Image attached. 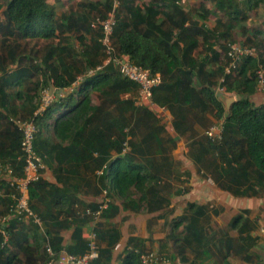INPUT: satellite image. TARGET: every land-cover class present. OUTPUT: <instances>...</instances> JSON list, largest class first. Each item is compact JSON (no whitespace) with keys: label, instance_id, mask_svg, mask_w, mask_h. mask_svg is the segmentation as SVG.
I'll return each instance as SVG.
<instances>
[{"label":"trees","instance_id":"trees-1","mask_svg":"<svg viewBox=\"0 0 264 264\" xmlns=\"http://www.w3.org/2000/svg\"><path fill=\"white\" fill-rule=\"evenodd\" d=\"M120 1L114 33L116 49L136 65L161 74L163 83L154 90V101L174 115L176 133L184 134L196 111L210 113L224 123L220 142H212L204 135L192 142L191 158L204 176L236 197H253L257 190L264 191V106L257 107L250 100L258 89L257 71L264 68V47L257 58H244L234 75L226 73L229 63L225 61L215 71L206 72L205 64L198 65L192 58L198 47L194 36L203 30L207 39L211 38L207 34L214 36L215 31L205 26L197 28L181 7V0H157V6L165 9L162 13L169 23L164 30L155 24L161 11L155 10L154 4L145 6L143 11L132 0ZM212 1L217 11L230 16V22L246 17L239 16L241 10L231 0ZM115 4L116 0H88L80 7L98 14L95 19H105ZM245 6L250 7V0ZM203 11L205 15L201 17L209 19L211 12ZM68 22L58 21L50 0H0V190L12 192L4 179L8 170L17 177L24 173L25 161L20 158L23 135L15 119L18 112L12 105L21 96L13 94L12 89L23 82L31 85L26 95L30 108L25 119L37 125V153L57 180L51 184L42 178L29 189L31 208L41 217L43 229L34 223L12 219L13 199L0 198V220L9 219L2 225L9 235L8 243L5 244L0 233V264H48L50 256L45 245L52 248L57 259L62 251L84 256L89 250L84 229L95 220L93 214L103 203L107 207L100 219L108 222L122 210L139 213L144 206L149 213H156L170 205V194L165 193L168 190L165 176L172 169L168 144L175 145L177 140L166 135V127L154 113L136 105L138 85L123 77L114 66L109 65L94 76L88 75L105 59L102 33L93 29L92 23L81 25L72 18ZM70 32L78 33L82 43L86 35H91L90 45L84 44L79 49L75 43H69L64 34ZM231 37L232 34L227 37L228 41ZM55 38L62 40L57 46L48 45L43 57L40 51L29 54L21 43ZM180 44L184 45L182 49ZM211 54L218 60L220 55L216 51ZM195 70L205 77L202 87L193 81ZM51 85L64 94L53 96L44 108L43 93L50 92ZM219 86L239 96L229 110L218 99L215 89ZM91 90L99 93L100 104L93 103ZM201 123L205 129L211 128L204 118ZM49 128L58 143L43 137ZM125 143L129 145L128 153L124 152ZM131 189L140 193L138 199L130 195ZM103 191L117 195L123 203L105 200L86 203L78 196L81 192L98 196ZM184 193L188 190L179 191V195ZM88 210L92 215H87ZM209 211V205L188 203L180 252L189 249L194 254L192 264H216L211 261L213 256L224 258V249L239 255L254 246L256 239L250 235L254 225L243 214L232 220L230 228L238 231L239 241L244 244L232 239L217 242L216 235L209 234L204 223ZM71 228L72 242L65 246L62 232ZM93 231L99 251L93 264H111L122 232L112 222L102 221L96 223ZM125 253L122 264H142L143 241L130 237ZM246 260L250 261L251 257Z\"/></svg>","mask_w":264,"mask_h":264},{"label":"rangeland","instance_id":"rangeland-1","mask_svg":"<svg viewBox=\"0 0 264 264\" xmlns=\"http://www.w3.org/2000/svg\"><path fill=\"white\" fill-rule=\"evenodd\" d=\"M87 1L88 0H53V2L51 1V4L53 3L52 5L55 8L56 18L59 22L69 23L68 18H72L74 20L76 19L81 25H87V23L91 24L94 21L95 17L98 15L96 13L88 12L86 9L80 7L81 5L87 3ZM116 1L118 2L120 9L122 1ZM188 1L190 3H185L186 7L190 8L193 13H197L198 9H196V7L199 6V4L203 5L202 7H200V16H203V13L205 15V12L203 11L204 9L209 10L211 14L216 11L215 3L212 0ZM248 1L249 0H231V2H235L236 6L241 10V14H239V16L244 17V15H246V17L237 19L236 22H231V24L234 25L235 28V35L234 38L232 36L229 44L227 42L224 43L225 45H227V47L223 52L225 62L229 63V65L232 62L230 53L235 44H243L244 46L256 48L258 55L261 51H263L264 0H250L249 8L245 6ZM207 5H210L211 8L214 7V12L213 9H207ZM122 10L124 11V9H121V11ZM163 25H165V23H163ZM249 33H252V35L250 36ZM207 35L212 36L211 34ZM64 36L69 38V43H75V45L78 46L79 49H82L84 47V44L90 45L89 41L91 35L89 34L86 35L87 38L85 43H82L77 37L78 33L70 32L64 34ZM61 40L62 38H55L51 41H46L44 39H32L25 40L21 43L23 47L27 49L29 54L40 51L43 57L44 51L48 45L57 46V44H59ZM30 88V84L28 85V83L23 82L16 85L14 89H12L13 94H21V96L15 98V101L12 104L18 112V115L15 119L19 122L20 126L24 122L31 121L25 119L30 108L26 99V95H28ZM47 92L48 90L43 93L44 108L46 105L50 104V101L48 100L50 95H47ZM89 94L95 105L100 104V95L97 91L91 90L89 91ZM35 101L36 100L34 99V103ZM44 108H42L41 111H43ZM171 130L172 126L169 127V130L166 128L167 136L171 135ZM43 137L45 139H48L51 143L59 142V140H57V138L54 136L52 129L50 128L43 133ZM168 148L170 149V162L172 164V169L170 171V174L165 176V185H168L169 190L165 191V193L166 195L167 193L170 194V205L164 208V210L156 213H149L144 206V209H142L139 213L125 212L122 210L120 215L112 222V225L118 228L123 235V239L121 243H119L120 245L116 247L115 253L119 252V254L121 253L122 255L126 254L125 252H122L127 240L130 237H138L143 241L144 253L155 254L159 259L158 264H192L194 260V254L189 249L185 250V252L183 253L180 252V240L183 236L184 227L187 224V222L184 220V217L188 213V203H192L191 201L195 202V200L190 196V181L186 178L188 173L186 172V170H183L185 168V160H180L179 157L182 155L181 157L186 158V155L183 152L184 150L182 151L181 147H179V145L177 144H168ZM129 151L130 149H128L126 152L128 153ZM187 190L188 193L179 195V191ZM106 195H109L110 197L106 199ZM130 195L136 199L140 197V193L134 189L130 190ZM86 197L92 203L93 201L98 200H105L106 202L112 201L119 205L123 203V200L117 195H111L110 193L108 194L106 191H103L102 194L98 196H94L92 195V193H90ZM255 197L258 199L264 198V191L257 190V195ZM209 209L210 215L208 218L204 219V223L209 234L217 235L218 237H220L223 236L224 232L232 230L230 227H226L225 225L227 224V222H231L239 214H232L231 212L223 214L224 208L221 205H216L214 207L209 206ZM97 222H101L100 218H98ZM237 233L238 232L236 230H233L232 232L235 237H237ZM30 240L33 242L32 236ZM256 244L254 245V247H252L251 251L248 250L246 252H242V254L246 253V255L251 257L250 261L243 259L239 255H236L234 252V258L231 257L232 255H229L230 259H227V256H224V258H222L214 255L215 257H213L211 261L216 262V264H263L260 257L264 256V247L258 249V246H256ZM117 261L118 260H116V262Z\"/></svg>","mask_w":264,"mask_h":264},{"label":"built area","instance_id":"built-area-1","mask_svg":"<svg viewBox=\"0 0 264 264\" xmlns=\"http://www.w3.org/2000/svg\"><path fill=\"white\" fill-rule=\"evenodd\" d=\"M119 7L116 1L115 8L109 12L105 19L96 18L92 22V28L100 30L102 33L101 43L103 51L105 53V59L101 65L97 68L90 70L88 75L94 76L98 72L103 71L105 67L112 65L119 73L135 82L138 87V95L135 97L136 105L139 107L150 110L160 120L161 124L167 129L172 126V117L169 113V109L165 106H160L154 101V90L157 89L162 83L163 78L161 74H153L148 69L136 65L132 59L127 56L120 54L114 43V33L117 25V8ZM232 62L226 69L228 75H234L238 69V65L243 61L244 58H257L258 52L256 48L241 45H234L230 53ZM258 77V89L257 91L264 93V68L260 67L257 71ZM216 94H226L225 88L219 86L215 89ZM49 91L47 92V95ZM234 94V93H232ZM129 95H126L128 98ZM48 100L52 101V96H49ZM22 131V158L25 161L23 176L17 177L12 175V171L8 170L4 179L10 185L12 192L7 194L0 190V198L5 199L11 197L13 199V205L10 209V217L17 219L24 224L34 223L43 229V221L41 217L36 214L30 204V186L43 178L44 172L47 170V166L43 158L37 153L35 147V141L38 135V128L34 121L24 122L21 126ZM224 123L223 121H217L210 129L205 131V136L208 137L212 142H220L223 137ZM126 152L129 149L128 143H125ZM107 207L106 203H103L100 210L93 214L95 220L100 218V214L103 209ZM87 215H92L91 211H86ZM9 217V218H10ZM8 218H2L0 220V233L5 239V244L9 241V235L7 231L2 227ZM264 235V230L262 231ZM88 242L89 250L84 256H72L62 251L58 256L52 250L49 245H45L46 251L50 256L48 264H93V262L99 257V251L97 246V235L92 230L88 237L85 238ZM142 264H158L159 259L155 254L148 253L141 256Z\"/></svg>","mask_w":264,"mask_h":264},{"label":"crops","instance_id":"crops-1","mask_svg":"<svg viewBox=\"0 0 264 264\" xmlns=\"http://www.w3.org/2000/svg\"><path fill=\"white\" fill-rule=\"evenodd\" d=\"M51 1L53 2V0H50V3ZM100 1L103 2L104 0H100ZM156 2L157 0H132V3H134L135 6L138 5L139 7H141L142 10L144 9L145 6H150L151 4H154L155 10L161 11L155 18V24L157 26H161L163 30L167 29L169 27V23L167 22L166 17L162 13V11L165 12V9L163 7H158ZM185 3L189 4L190 2L188 0L180 1L181 7H183L185 12L189 16V19L191 20V22L195 21L197 28L201 29L202 26H205L207 29H211V31H215L213 32L215 33L214 36L212 35L211 38L207 37L206 39L204 36L203 30H200L199 34L194 36V39L198 42V47L193 51V54H192V58L197 62L198 65L205 64L206 72H213L217 69L219 65L223 64L225 61L223 52L225 48L227 47V45H225L224 43L226 42L228 44L230 43L227 38L230 34H232L234 38V35H235L234 25H232L230 22V16H228L222 11H217V9H215L216 11L214 12V7L211 8L210 5H207L206 8L213 9L214 13L211 14L209 19H204L200 16L201 14L200 7H202L203 5L199 4V6L196 7V9H198L197 13H193L190 8L186 7ZM217 21H221L220 26L217 25ZM163 23H165V25H163ZM186 25L187 26L190 25L189 27H191L190 23H187ZM249 35L251 36L252 33H249ZM183 46H184L183 44H180V49H182ZM213 50L216 51L220 55L218 60H215L212 57L211 52ZM179 52H178V55L180 56V58H182L183 53L181 52L179 53ZM194 74H195V77L193 79L194 83L198 87H202V84L206 83L205 77L202 75H198V72L196 70L194 71ZM56 95L57 94L53 96H56ZM218 99L224 104L226 109L229 110L230 107L239 100V96H237L236 94H232V93H226V94L218 95ZM250 100L257 107L264 106V93L257 91L254 95L250 97ZM169 113L174 121V115L171 113L170 110H169ZM195 114L196 115L191 118L190 120L191 122L189 121L188 125L184 129V134L179 135L176 133L174 126H173V121H172V130L170 131L171 136L177 140V145L181 147L182 151L184 150L183 152L186 155V158L181 157L182 155L179 157H180V160L181 159L185 160V168L183 170H186V172L188 173L186 178L189 179L190 181V186H191L190 196L195 200V202L193 201L191 202L196 203L197 205H201V206L209 205L211 207H214L216 205H221L224 208L223 214L231 212L232 214H243L246 218H249L251 223H253L254 225V230L250 232V235L256 239L257 244L256 243L255 244L256 246H258V249L259 248L261 249L262 247H264V235L262 233V231L264 230V198L258 199L255 196L236 197L232 195L231 193L227 192L226 190H224L223 188H221V186H218L217 184H215V182L210 177L204 176L203 170H201L199 168V165H197L196 162L193 161L189 151H190V148H191V145L194 139L195 140L199 139V137H202L205 134V131L208 130V129H205L204 125H202L201 123L202 118H204L205 121H207V125H210V126L214 125L217 122V120L210 113L203 114L201 112L196 111ZM43 179L51 184L57 183L55 174L49 167H47V170L44 172ZM78 196L83 202L92 203L86 197L87 195H83L82 192L81 194L79 193ZM100 201L101 200L93 201V202H100ZM101 221L106 224V223H111L114 220L108 222L102 219ZM231 222L230 221L227 222L225 226L230 227ZM96 223L97 221L94 220L85 227L84 233H83L84 238L88 237L89 233L94 229ZM233 230L235 231L236 229H232L231 231L224 232L223 236H220V237L216 235V238L218 240L216 241L220 242L221 240L226 241V239H232L235 242L241 243L242 241H239V238H240L239 233H237V237H235L232 234ZM72 233H73V228L62 232V236L64 238L63 245L68 246L71 244ZM243 235H244L243 237L246 236V234H243ZM30 239H31V236H30ZM122 239H123V235H122ZM126 246H127V242H126V245L122 253L125 252ZM115 250L113 252L111 264H121L126 254L122 255L121 253L119 254V252L115 253ZM249 250L251 251L252 248H249ZM223 252L225 256H227V259L228 258L230 259L229 255H232L231 257L234 258L233 251H228L224 249ZM239 256L242 257L243 259H246V257L249 258V256L246 255V253L239 254ZM260 258L264 262V256H261ZM116 260L118 261L116 262Z\"/></svg>","mask_w":264,"mask_h":264},{"label":"water","instance_id":"water-1","mask_svg":"<svg viewBox=\"0 0 264 264\" xmlns=\"http://www.w3.org/2000/svg\"><path fill=\"white\" fill-rule=\"evenodd\" d=\"M55 94L62 95V94H64V91L63 90H57L53 85H51L49 95L53 96Z\"/></svg>","mask_w":264,"mask_h":264}]
</instances>
